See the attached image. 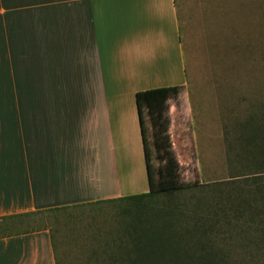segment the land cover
Instances as JSON below:
<instances>
[{"label": "crops", "instance_id": "crops-1", "mask_svg": "<svg viewBox=\"0 0 264 264\" xmlns=\"http://www.w3.org/2000/svg\"><path fill=\"white\" fill-rule=\"evenodd\" d=\"M175 0H0V264H57L40 213L148 190L134 94L183 86Z\"/></svg>", "mask_w": 264, "mask_h": 264}, {"label": "rangeland", "instance_id": "rangeland-1", "mask_svg": "<svg viewBox=\"0 0 264 264\" xmlns=\"http://www.w3.org/2000/svg\"><path fill=\"white\" fill-rule=\"evenodd\" d=\"M175 8L186 81L167 99L166 114L179 177L189 186L175 196L180 202L209 197L213 184L240 169L231 159L240 149L237 125L264 98V0H175ZM2 100L16 101L17 95L0 93ZM142 120L155 182L159 162L144 109ZM123 206L103 200L40 213L57 264H118L113 257L127 218ZM236 250L232 261L240 257ZM250 264H264V252Z\"/></svg>", "mask_w": 264, "mask_h": 264}, {"label": "trees", "instance_id": "trees-1", "mask_svg": "<svg viewBox=\"0 0 264 264\" xmlns=\"http://www.w3.org/2000/svg\"><path fill=\"white\" fill-rule=\"evenodd\" d=\"M179 88L156 87L134 94L148 190L109 199L124 201L123 214L127 213L116 235L120 250L113 258L118 264H250L264 252V98L237 125L240 149L231 157L240 163L237 176L213 184L209 197L174 202L177 194L189 189L180 180L167 133L166 101ZM142 109L159 162L155 182ZM144 198L151 200L143 202ZM65 207L69 206L50 211ZM236 249L241 254L232 261L229 256Z\"/></svg>", "mask_w": 264, "mask_h": 264}]
</instances>
